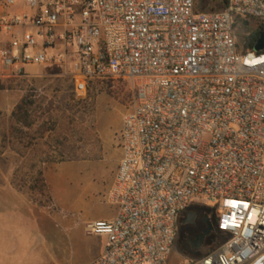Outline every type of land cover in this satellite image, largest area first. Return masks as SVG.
Instances as JSON below:
<instances>
[{
    "label": "built area",
    "instance_id": "built-area-1",
    "mask_svg": "<svg viewBox=\"0 0 264 264\" xmlns=\"http://www.w3.org/2000/svg\"><path fill=\"white\" fill-rule=\"evenodd\" d=\"M214 3L0 0V79L60 64L77 96L133 91L106 195L117 214L84 223L106 237L91 264H167L180 215L205 202L223 241L184 264H264V0Z\"/></svg>",
    "mask_w": 264,
    "mask_h": 264
},
{
    "label": "rangeland",
    "instance_id": "rangeland-1",
    "mask_svg": "<svg viewBox=\"0 0 264 264\" xmlns=\"http://www.w3.org/2000/svg\"><path fill=\"white\" fill-rule=\"evenodd\" d=\"M222 4L216 0L215 11H222ZM255 29L256 24L250 22L243 38ZM69 74L67 66L53 64L0 79V173L14 175L12 184L28 192L46 211L57 210L63 189L73 187L78 174L85 173L81 179L94 185L100 184V178L107 184L121 158L119 132L133 100L131 86L123 81L112 82L109 90L90 83L86 94L77 96ZM22 99L29 103L28 118L17 122L12 113ZM97 165L107 168L101 177L87 173ZM39 173L43 180L31 183ZM31 184L36 194H29ZM203 206L213 209L216 204L205 202ZM181 234L178 223L167 264H184L223 241L216 237L196 253H189L182 250Z\"/></svg>",
    "mask_w": 264,
    "mask_h": 264
},
{
    "label": "crops",
    "instance_id": "crops-1",
    "mask_svg": "<svg viewBox=\"0 0 264 264\" xmlns=\"http://www.w3.org/2000/svg\"><path fill=\"white\" fill-rule=\"evenodd\" d=\"M4 40L0 37V44ZM106 169L97 165L87 173L101 177ZM115 169L106 185L102 178L94 185L81 179L85 173L78 174L73 187L64 186L57 210L47 211L12 184L14 175L0 173V264H91L103 252L106 237L88 235L84 223L115 218L117 207L106 200ZM43 177L35 175L31 183Z\"/></svg>",
    "mask_w": 264,
    "mask_h": 264
},
{
    "label": "flooded vegetation",
    "instance_id": "flooded-vegetation-1",
    "mask_svg": "<svg viewBox=\"0 0 264 264\" xmlns=\"http://www.w3.org/2000/svg\"><path fill=\"white\" fill-rule=\"evenodd\" d=\"M206 222H210L214 226L215 213L212 209L206 208L203 205L189 206L180 215L178 223L182 229L180 238L183 241L182 250L184 252L196 253L197 251L201 250V248L206 245L209 240L217 237L216 231L214 229V231L205 237L204 244L200 249L191 247V242L206 228Z\"/></svg>",
    "mask_w": 264,
    "mask_h": 264
},
{
    "label": "trees",
    "instance_id": "trees-1",
    "mask_svg": "<svg viewBox=\"0 0 264 264\" xmlns=\"http://www.w3.org/2000/svg\"><path fill=\"white\" fill-rule=\"evenodd\" d=\"M216 1V0H215ZM222 10L225 7V0H222ZM215 10V6L213 7ZM259 30L253 32L248 38H247V45L248 46H253L254 42L257 39V36L259 34ZM99 84V83H97ZM102 88H105V90H109V88L111 87V83H104V84H99ZM29 105V103L27 102L26 99H22L21 102L17 105V107L15 108L14 112L12 113V118L15 119V121H19V119H21V121H26V119L28 118V114H27V106ZM39 175H41V173H39ZM39 181H36L34 184H37ZM32 189H36L35 185L32 186ZM217 237H222L220 233L216 232ZM202 255V254H201Z\"/></svg>",
    "mask_w": 264,
    "mask_h": 264
},
{
    "label": "water",
    "instance_id": "water-1",
    "mask_svg": "<svg viewBox=\"0 0 264 264\" xmlns=\"http://www.w3.org/2000/svg\"><path fill=\"white\" fill-rule=\"evenodd\" d=\"M255 48L256 50L264 49V33L260 34ZM212 231H214V226L210 222H206V228L191 242V247L195 249H200L204 244L205 237L209 235Z\"/></svg>",
    "mask_w": 264,
    "mask_h": 264
}]
</instances>
